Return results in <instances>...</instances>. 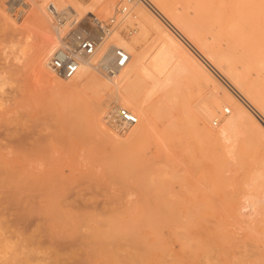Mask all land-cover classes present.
I'll list each match as a JSON object with an SVG mask.
<instances>
[{"label":"rangeland","instance_id":"obj_1","mask_svg":"<svg viewBox=\"0 0 264 264\" xmlns=\"http://www.w3.org/2000/svg\"><path fill=\"white\" fill-rule=\"evenodd\" d=\"M151 1L47 0L42 8L40 0H0V264H264V127L248 120L228 142L203 131L237 109L224 100L227 89L264 126V0H203L200 17L202 0H165L227 49L249 99ZM50 2L77 21L92 13L107 21L128 5L97 58L116 33L148 51L156 32L142 29L141 14L160 13L219 85L188 70L149 95L145 78L117 84L92 66L88 84L68 81L51 70L52 55L41 63L39 49L47 40L75 44L92 27L57 25ZM124 88L137 99L122 101ZM212 97L222 103L206 120L201 111ZM145 98L154 124L141 135L132 136L140 119L126 132L106 124L108 111L122 105L137 114ZM95 107L104 134L91 123Z\"/></svg>","mask_w":264,"mask_h":264},{"label":"bare ground","instance_id":"obj_2","mask_svg":"<svg viewBox=\"0 0 264 264\" xmlns=\"http://www.w3.org/2000/svg\"><path fill=\"white\" fill-rule=\"evenodd\" d=\"M46 1L47 0H40V5L42 8H46L44 7ZM180 1L181 0H178L177 3ZM151 2H156L155 4L158 7L156 9L157 10L159 9L160 12H162L165 15V17L170 21L169 23L170 25L172 24V26H174L175 28H177V30L183 33L184 36L189 41H191L192 43H197L194 45H198L199 48L197 47V49L200 52H202L201 50H203L204 51L203 54L206 53L204 55L209 61L214 62V63L216 62L218 65H220L218 66L220 67V69L226 68L227 72L225 71L224 72L226 73V75H228V77L231 78L233 85L234 86L236 85L238 89L240 87L241 90L245 92L244 94L245 97L247 96L246 98L248 97L250 98L251 92L248 91V89L247 91L243 89L245 80L243 79L240 70H238L237 68H233V66H231L232 64L228 63L227 49H224L221 45L212 44L209 41V39L203 35L201 29L197 27V25H193V24L191 25L192 21L190 23V19L184 16L183 13L181 14L179 12V8L175 6L174 3H171V2L167 3L165 0H154ZM195 6L199 9L196 12V15L198 17H200L202 14L204 15L207 12L204 10L205 6H203V0L201 2L195 3ZM159 14L158 15L156 14V16H149L147 14H141L142 29L144 31H147L150 27L153 28L156 32V38H157L156 39L157 44H154L153 47L150 48L148 51L146 50V52L137 50L134 45L135 43L134 44L130 43L124 37L116 33L117 41H114L112 43L114 45H118V46L125 48L130 53V60L128 61L129 65L127 63L125 68L123 67L119 71V73L115 74L114 76H111V77H117V81L115 82L117 84L128 82L131 80L133 82L134 77L145 78L148 83V89L150 92L149 95H151L152 93L158 90L169 89L170 86H172L173 84L177 82L182 72L190 70L196 73L195 78L200 83L202 79L203 82L207 83L208 85L209 83L214 86L219 85L218 79L211 72V70L204 64V62L201 59L195 56L187 48L186 44L179 37V32L176 31V34L174 35L171 32H169L168 28H166L167 25L165 26L164 24L165 22L163 21L162 17ZM43 25L45 26L44 30H46L48 24L44 21ZM223 34L226 35L227 34L226 31L223 32ZM47 41L48 42L43 43V45L40 47L39 52H38L41 63L43 64H45L46 60H48L50 56L54 53V51L56 50L55 49L56 45L58 46V44L55 42H52L50 40H47ZM99 48L100 47L98 46L95 54L88 56L81 61L78 72L72 78H68V81H75L78 77L81 76L80 78L81 81H83L84 84H88L90 80L95 79V77L93 78V77L88 76V72H89V68L91 66L95 67L94 66L95 63H97L100 60V58H97L98 57L97 55L99 53ZM110 53L111 51L107 52V54L105 53L104 54L105 58L108 57ZM226 63H227V67L224 65ZM53 81L58 87L62 86V84L57 82L56 80H53ZM215 90H216V87H215ZM119 96L121 100L124 102L135 101L137 99L136 97H138L130 88H126V89L124 88L123 92ZM224 100L234 104L237 107V109L233 111V114H231L228 118H224L223 124L221 125V127H218L216 131H213L207 125H204L203 131L205 132V135H208L209 137H213V138L215 137V139H218L223 142H226V141L228 142L232 140L237 129L240 128L242 125L246 124L248 120L255 121L257 125L261 128L264 127L259 121H257L254 118V116L252 115L253 113H249V111L246 110L247 108L246 109L244 108L243 104H241L242 103L241 100L231 90L227 89ZM221 103L222 101L220 98L215 97L212 100H210L203 107V110L201 111L202 118L208 120L214 116H217L215 115V110H217L218 106ZM123 107H126V106H123ZM225 108H228L229 111L231 112L230 107H225ZM135 110L137 114H135L133 111L132 112L138 117V120L140 119V121H139V124L136 123L137 127L133 129L132 136L137 137L141 135L144 129L151 128L153 126L152 124H154V121H153V108L151 104L148 103V98L141 100L139 103V106ZM90 119H91V123L94 129L104 134V130L102 127V121H101V114H100V110L98 107H95L94 109H92L91 114H90ZM216 123H218V119ZM133 127L129 128L126 131H129ZM263 133H264V128H263ZM248 206L252 207L254 206V204L252 203V205H248ZM253 208H256V207H253ZM101 264H102V261H101Z\"/></svg>","mask_w":264,"mask_h":264},{"label":"built area","instance_id":"obj_3","mask_svg":"<svg viewBox=\"0 0 264 264\" xmlns=\"http://www.w3.org/2000/svg\"><path fill=\"white\" fill-rule=\"evenodd\" d=\"M47 11L51 19L59 26L69 24L70 31L82 28L85 21L91 25V29L83 32L82 38L75 44H67L66 47H58L50 58V68L58 76L68 79L75 76L80 68L81 61L95 54L98 46L100 49L110 39L114 31L118 28L123 18L130 12L128 5L116 9L115 14L107 21L100 20L94 14H87L78 21L75 13L67 9L60 8L55 2L47 5ZM110 55L101 57L95 63V68L102 73L114 76L125 67L130 60V53L123 47L110 43L107 52ZM226 113L230 112L228 108ZM108 126L119 132H125L138 122V117L128 108L118 105L108 111L104 116Z\"/></svg>","mask_w":264,"mask_h":264}]
</instances>
